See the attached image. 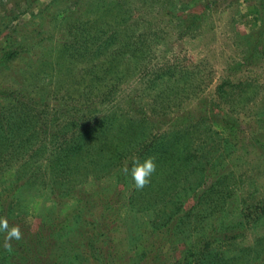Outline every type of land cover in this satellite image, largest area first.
<instances>
[{
    "label": "rangeland",
    "instance_id": "obj_1",
    "mask_svg": "<svg viewBox=\"0 0 264 264\" xmlns=\"http://www.w3.org/2000/svg\"><path fill=\"white\" fill-rule=\"evenodd\" d=\"M255 3L260 0H0V55L16 54L0 63V205L12 221L19 218L13 224L21 227L29 258L30 237L48 221L55 264H175L182 257L196 223L181 217L174 241L160 240L152 227L168 214L175 218L176 195L165 199V191L138 209L141 192L121 169L147 156L116 145L121 139L158 142L187 129L189 152L201 149L207 165L201 177L189 175L199 183L184 209L211 196L205 180L215 172L228 179L215 185L225 187L223 210L205 222L223 214L231 221L251 203L264 207V45H256L261 53L254 56L249 41L258 24ZM100 117L112 127L103 139L82 130ZM80 130L85 148L55 176L49 161ZM19 139L23 145L13 154ZM113 146L125 153L121 161L110 158ZM85 151L98 154L94 164ZM150 155L154 176L171 175L168 164H184ZM183 174L172 179L180 197ZM212 205L189 214L208 213ZM249 224L228 256L239 257L237 264H264V215ZM149 242L155 254L138 261ZM12 260L0 255V264Z\"/></svg>",
    "mask_w": 264,
    "mask_h": 264
},
{
    "label": "trees",
    "instance_id": "obj_2",
    "mask_svg": "<svg viewBox=\"0 0 264 264\" xmlns=\"http://www.w3.org/2000/svg\"><path fill=\"white\" fill-rule=\"evenodd\" d=\"M251 12L255 15L256 20L258 22L256 29L253 31V36L250 38V44L252 47L253 55L256 56L260 54L261 46H256L259 43L264 45V0H260V3H255L251 5ZM260 47V48H258ZM264 52V50H263ZM250 56L249 52H246L245 57ZM16 57V54L13 52H6L0 55V63L6 65L12 59ZM160 77L159 75L157 76ZM242 85V84H241ZM11 117L7 119L6 122H9ZM22 122V121H21ZM90 128L89 126L83 128L82 130H91L97 136L107 135L109 131L112 129L111 124L107 121L105 117H100L99 119L94 118L93 122H91ZM132 123V122H130ZM24 124V123H22ZM224 124H227L224 122ZM32 127V126H31ZM30 127V128H31ZM80 125L78 126V128ZM18 128V125H16ZM21 126L18 128L20 129ZM197 129V128H196ZM79 134H72L71 140L69 144L64 142V147L59 146L58 154H53V160L49 161V165L51 168L52 173L56 175H60L64 173V167L71 163L73 157H77L81 154L82 148H85L86 144L82 142L87 135L81 133ZM188 130L185 129L182 132H173L171 133V139L161 140V141H139V140H132V141H123L122 139L119 140V143L116 144L118 146L123 147L124 150H128L131 148L129 152L135 157L141 156L144 157L149 156L151 153H156L158 160L164 162H180L184 163L182 165H170L168 164L173 170L172 174L165 173L164 170L161 171L159 174H155L151 177V182L142 190H139L141 193L138 194L136 201L138 204V209L146 208L147 206H152L153 203H156L159 198H161L160 194L166 191V198H174L177 202L178 210L175 212V218L172 214H168V217H161L162 222L156 223L152 227L155 231H159L160 233V240L163 241H174L177 231L180 228V225H183V221L181 217H186L185 220L193 218V221L196 223L192 225L188 232V238L185 242V249L183 250L182 257L177 260L175 264H237V260L239 257L233 256L229 257L228 253L230 250H233L232 245L240 240L243 236V232L247 230L250 226V222L254 219H259V216L264 215V207L257 206V204L251 203L250 205L243 207L239 212H236L235 218L231 221H227L228 214L220 215L216 218H211L208 222H205L207 218L214 213H218L223 210V204L219 201L223 199L222 194L225 187L215 188L217 183L223 184V181H228L225 176H221L219 172H215L214 175L205 180V190H210L211 196L202 199L200 197L194 199V204L188 210L184 209V203L187 199H189V195L193 194L194 189L197 187L199 182L196 184L190 183L188 180L189 175H198V178L205 171L206 167V156L201 151V149L193 150L189 152V144L190 139L193 137H184L183 133H188ZM227 131L234 133L232 127L228 126ZM90 132V133H91ZM199 133V132H197ZM32 135V134H31ZM33 139L36 138L32 135ZM103 139V137L101 138ZM30 143V140H28ZM181 143V144H180ZM23 142L20 139L15 142L11 146V151L13 154L19 151V148L22 147ZM111 146V145H110ZM112 147V146H111ZM135 147V148H134ZM196 151H198L196 153ZM110 158L113 161H121L123 159V155L125 153L118 152L116 146H113L112 150H109ZM85 154L89 157V163L94 164L96 162L97 155L96 152L85 151ZM205 160V161H204ZM206 164V165H205ZM181 172L183 170V181L180 189L184 192V195L181 194H174L176 190V185L174 184L173 174L177 173V171ZM158 181H165L166 183H172L175 187H171L169 184L164 187L163 183ZM179 187V186H178ZM177 187V188H178ZM134 192H138L134 190ZM4 191L0 188V197ZM216 197V198H215ZM201 199V200H200ZM206 202L214 203L211 209L209 208L210 212L208 213H201L199 216L189 214L190 210L195 206H199V204H203ZM106 207V206H105ZM107 208H109L107 206ZM216 208L213 213L211 210ZM105 209V208H104ZM200 212V211H199ZM231 215L234 212L230 213ZM0 216H5L9 220V224L13 225L19 222V218L14 219L13 221L9 218L10 213L5 211L0 205ZM178 220V221H175ZM42 223V224H41ZM38 230L30 237L31 245H32V254L29 258V245L23 244L21 240L19 241H12V251H6L3 248V234L0 233V255L2 259L11 258L12 263L15 264H55L53 258L50 256V252L52 246L54 245V237H55V229L52 223L48 222H41ZM47 223V224H43ZM167 229V230H166ZM168 229H171L170 237L168 236ZM164 230V231H163ZM165 233H163V232ZM240 238V239H239ZM145 247L142 250L141 254L138 256V261L142 260L145 257H149L151 254L155 252L154 244L152 243H145ZM153 246V248H152ZM155 254V253H154ZM43 259V260H41ZM145 261V260H144ZM138 264V262L136 263ZM144 264V263H141ZM147 264V262L145 263ZM161 264H167L165 261H162Z\"/></svg>",
    "mask_w": 264,
    "mask_h": 264
},
{
    "label": "clouds",
    "instance_id": "obj_3",
    "mask_svg": "<svg viewBox=\"0 0 264 264\" xmlns=\"http://www.w3.org/2000/svg\"><path fill=\"white\" fill-rule=\"evenodd\" d=\"M155 160L156 158L151 155L143 161L134 158L131 161V168L125 165L121 171L123 174L131 176L137 190H142L150 183L152 175L156 172ZM0 233L3 234V248L6 251H12V241H19L24 236L20 225H10L8 218L5 216H0Z\"/></svg>",
    "mask_w": 264,
    "mask_h": 264
}]
</instances>
